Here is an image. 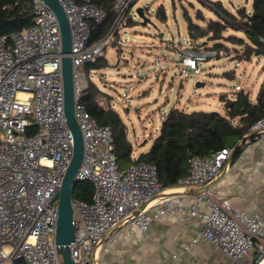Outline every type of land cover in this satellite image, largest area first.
Wrapping results in <instances>:
<instances>
[{"label": "built area", "instance_id": "built-area-1", "mask_svg": "<svg viewBox=\"0 0 264 264\" xmlns=\"http://www.w3.org/2000/svg\"><path fill=\"white\" fill-rule=\"evenodd\" d=\"M112 1L119 11L117 20L105 38L91 44L89 22H105V13L94 0H59L72 32L74 113L85 142L76 178L94 186L91 202L73 199L71 258L75 264H89L103 237L119 225L146 232L159 219L186 213L201 220L202 229L182 245L184 251L204 242L221 251L228 264H264V217L215 202L209 191L193 196L188 204L183 203L184 196L160 198L174 189L187 192L213 183L229 161L231 149L204 159L192 157L188 175L177 187L163 189L151 163L120 169L112 128L98 125L81 103L91 82L92 71L88 73L85 66L104 57L107 46L119 43L114 32L135 0ZM24 2L31 7L33 24L0 37V264L15 260L62 264L55 242L59 204L53 200L72 161L74 137L65 118L61 30L57 16L42 0ZM183 44H187L181 49L185 69L198 70L200 63L217 55L196 49L189 38ZM98 102L114 109L105 96ZM246 137L245 146L264 143V115ZM186 215L176 224L184 223ZM173 258L181 260L177 255Z\"/></svg>", "mask_w": 264, "mask_h": 264}, {"label": "trees", "instance_id": "trees-1", "mask_svg": "<svg viewBox=\"0 0 264 264\" xmlns=\"http://www.w3.org/2000/svg\"><path fill=\"white\" fill-rule=\"evenodd\" d=\"M96 6L105 13V22L99 24L90 21V43L105 38L114 26L119 11L112 0H94ZM211 17L207 18L204 10L199 9L195 21L185 10L187 37L196 49L216 52L215 58L249 62L254 58L264 59V0H252L251 6L229 8L222 1L199 0ZM134 6V5H133ZM129 8L125 12L126 24L114 32V39L119 42L121 26L135 23ZM31 7L25 6L24 0H0V37L18 32L33 24ZM157 16L166 19L164 7L159 8ZM115 44V43H114ZM220 53H223L221 55ZM104 57L97 62L87 64L89 73L96 69L107 68ZM234 81L235 71L225 74ZM102 95L100 89L90 82L89 88L83 93L81 103L84 104L92 118L101 126H110L118 164L121 170L129 166L146 162L157 167L159 182L163 189L177 187L180 180L189 172L192 157L208 158L223 149L233 150L244 137L251 135V129L264 115V81L257 98L253 101L247 90L235 93V98L221 95L224 113L194 111L191 113L172 109L169 111L152 141L151 147L137 158L133 157V145L127 136V126L119 113L111 106H102L98 99ZM251 142L254 137H250ZM245 144H241L234 152L231 163L234 164L242 154ZM94 186L89 181L77 182L73 199L91 202ZM14 264H25L23 260H15Z\"/></svg>", "mask_w": 264, "mask_h": 264}, {"label": "rangeland", "instance_id": "rangeland-1", "mask_svg": "<svg viewBox=\"0 0 264 264\" xmlns=\"http://www.w3.org/2000/svg\"><path fill=\"white\" fill-rule=\"evenodd\" d=\"M213 1H222L231 9L250 7L252 2ZM131 6L135 23L120 27L119 43L106 48L109 66L93 70L89 77L102 96L112 100L126 124L134 158L151 147L170 110L224 113L221 95L234 99L235 93L244 89L251 98L256 97L264 81V59L240 62L212 57L200 63L198 70L183 67L181 49L182 45L187 46L183 41L188 38L185 10L193 19L199 9L211 17L199 0H135ZM161 7L167 16L164 20L157 16ZM138 8L145 10L150 21L147 27L136 14ZM126 20L124 17V25ZM123 40L125 44L121 43ZM231 71L236 73L234 81L225 77Z\"/></svg>", "mask_w": 264, "mask_h": 264}, {"label": "crops", "instance_id": "crops-1", "mask_svg": "<svg viewBox=\"0 0 264 264\" xmlns=\"http://www.w3.org/2000/svg\"><path fill=\"white\" fill-rule=\"evenodd\" d=\"M208 186L213 201L264 217V143L246 145L237 161L232 164L230 160L228 169ZM182 200L188 204L193 196ZM185 215L174 213L159 219L146 232L130 224L119 225L101 240L93 254L94 264H228L229 259L221 251L204 242L194 245L191 251L183 250L182 245L189 244L202 229L201 220L187 215L186 221L177 225V219ZM175 255L181 260L174 259Z\"/></svg>", "mask_w": 264, "mask_h": 264}, {"label": "water", "instance_id": "water-1", "mask_svg": "<svg viewBox=\"0 0 264 264\" xmlns=\"http://www.w3.org/2000/svg\"><path fill=\"white\" fill-rule=\"evenodd\" d=\"M48 5L59 21L62 39V74L64 83V96H65V118L74 137V153L69 168L64 176L62 187L57 193L53 201L58 200L59 204V217L57 223L56 245L58 254L61 257L62 264H75L71 258L69 244L74 240L75 225H74V210H73V192L77 183V173L83 163L85 156V142L82 130L75 118V88H74V67L71 58L72 49V32L67 18V15L60 4L59 0H42ZM137 16L142 19L143 26L150 24L149 19L145 16V10L138 8L136 11ZM244 137L237 146L232 150L229 161L225 165L222 173L228 169L230 160L236 149L247 139ZM221 173V175H222ZM210 186L199 189H191L187 192L178 193H164L160 198L170 196H194L209 191ZM93 255L89 264H94Z\"/></svg>", "mask_w": 264, "mask_h": 264}]
</instances>
